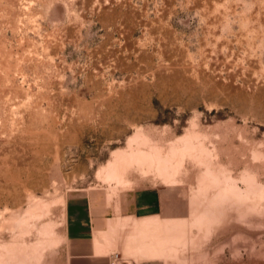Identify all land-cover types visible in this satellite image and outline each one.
<instances>
[{"label":"rangeland","instance_id":"obj_1","mask_svg":"<svg viewBox=\"0 0 264 264\" xmlns=\"http://www.w3.org/2000/svg\"><path fill=\"white\" fill-rule=\"evenodd\" d=\"M0 264H264V0H0Z\"/></svg>","mask_w":264,"mask_h":264}]
</instances>
